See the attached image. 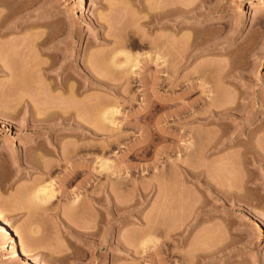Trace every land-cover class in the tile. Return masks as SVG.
<instances>
[{
    "label": "rangeland",
    "instance_id": "obj_1",
    "mask_svg": "<svg viewBox=\"0 0 264 264\" xmlns=\"http://www.w3.org/2000/svg\"><path fill=\"white\" fill-rule=\"evenodd\" d=\"M177 6L189 11H176ZM57 37L74 40L63 46L75 49L76 64L93 62L112 83V90L91 85L78 95L98 93L91 113L90 100L77 98L82 103L74 107V100L57 97L64 90H54V79L40 70L52 59L40 50L47 46L39 40ZM155 42L164 44V56L165 49L172 55L169 63L177 62V69L172 67L177 78L162 69L163 54ZM114 61L132 75L129 83L120 81ZM66 70L63 76L73 71ZM155 78L161 82L156 86ZM200 78L208 80L211 91L194 89L179 105L170 100L175 92L203 83ZM46 91L60 100H40ZM99 94L108 100H99ZM184 103L199 116L180 122L179 131H192L193 138L176 139L178 121L172 114ZM54 104L61 111L75 109L66 115L78 112L79 121L73 115L34 121L47 107L56 110ZM209 107L223 118L213 120L217 116L207 113ZM105 111H114L115 123L107 119L105 133H97L92 118ZM235 128L245 133L239 138L253 132V143L264 145V8L258 9L255 0H0V208L31 257L45 264H264V160L246 163L244 144L209 143L212 134ZM49 138L60 139L65 149L73 140L82 145L74 158L77 170L70 161L53 167L50 161L57 159L49 154L47 163L36 156L35 162H24L28 150L39 153ZM189 139L197 148L184 149ZM258 147L254 152L264 154ZM251 151L247 155H254ZM226 157L230 162L222 161ZM90 178L97 183L90 189L93 197L86 187ZM213 183L241 197L211 189ZM47 185L57 192L43 204L35 195ZM207 252L214 254L206 260L214 261L200 260ZM0 264H31L14 256L1 229Z\"/></svg>",
    "mask_w": 264,
    "mask_h": 264
},
{
    "label": "bare ground",
    "instance_id": "obj_2",
    "mask_svg": "<svg viewBox=\"0 0 264 264\" xmlns=\"http://www.w3.org/2000/svg\"><path fill=\"white\" fill-rule=\"evenodd\" d=\"M79 2H81L82 4H84L87 0H78ZM255 5H256V7L258 8V9H261V8H264V0H255ZM176 7V6H175ZM173 9H175V8H173ZM187 8H185L184 9V7L183 8H181V7H178L177 6V8H176V11H189V9L188 10H186ZM159 15V14H158ZM180 26V25H179ZM182 28V27H181ZM179 29H180V27H179ZM161 40V39H160ZM40 42H38L39 44L38 45H46L47 47L45 48V49H43V48H40V50L41 51H43V52H45V53H47L49 56H51V62L50 63H48L47 65H41L40 67H41V69H40V67H39V69L40 70H42L43 71V75H45L47 78H52V79H54V81H55V83H52V84H54L53 86H52V88L54 89V90H57V89H63L61 92L62 93H60L59 95L57 94V97L59 96L60 97V99L61 100H63V98H64V100H69V98H70V100H71V102H73V100L75 101V103L73 102V105H74V107L76 106L77 107V105H76V103L78 104L79 103V101H81V100H87L86 101V103L87 102H89L88 100H90V102L89 103H91V105H89L88 103H87V106H90V113L92 112V108L94 107L93 106V100H97L98 99V93L96 92L95 94L93 93V95L91 94V93H89V92H87L86 91V97H81V98H79L78 97V95L79 96H81V95H83L85 92V89H87V87L88 88H91L90 86L92 85V87L95 89V88H100V89H103L104 91H108V90H112V88L111 89H109L111 86H112V83L111 82H109V80H107L108 78H106V76L107 75H105L104 73L105 72H102V74L100 73L102 70H97V69H94V67L91 65V63H93V62H90V63H84L83 65H81L80 64V66L78 65V64H76V60H77V55H76V51H75V49L74 50H67L68 48H66L65 49V47H66V45H70V44H73L74 43V40H68V41H65L64 39H60V38H46V39H43V40H39ZM163 41V40H162ZM35 43H36V41H35ZM64 43L66 44V45H64ZM154 43V42H153ZM156 44L158 43V42H155ZM165 43V42H164ZM161 44H162V42H161ZM160 43H158L157 44V46H160V47H158L159 49L161 48L162 50L164 49V48H162V46L164 45H161ZM37 45V46H38ZM65 47H64V46ZM167 45V44H166ZM40 47V46H39ZM42 47V46H41ZM155 47H156V45H155ZM164 47V46H163ZM185 48V47H184ZM187 48V47H186ZM156 49H157V47H156ZM160 49V51H161V53H162V50ZM169 50H171L170 48H168ZM167 49V50H168ZM56 50V51H55ZM158 51V50H157ZM160 51H158L159 52V54H157V55H162V57H160L161 58V60H162V62L161 63H165V65H163L162 66V69L164 70V71H167L168 73H169V75L171 74V73H174L173 75H172V77L175 75V78H177V71L175 70V69H177V67L175 68V67H173V64H171V61L173 62V59L171 58L172 57V55H171V57L167 54V52H166V49H165V55L166 56H164V53H162V54H160ZM184 51V50H183ZM157 52V53H158ZM164 52V51H163ZM172 52V51H171ZM185 52V51H184ZM170 53V52H169ZM94 55V54H93ZM167 55H168V57H167ZM157 57H159V56H157ZM93 58V57H92ZM94 58H96V57H94ZM163 58V59H162ZM167 58L168 59H171V61H170V63L168 62V60H167ZM159 59V58H158ZM164 59H166V60H164ZM181 59V58H180ZM93 61V60H92ZM165 61V62H164ZM49 62V61H48ZM117 63L118 64V62L117 61H114V63ZM138 62V61H137ZM169 63V64H167V63ZM4 63V62H3ZM137 65H138V63H136ZM175 64H177V62L175 63ZM174 64V65H175ZM178 64H180V62L178 61ZM94 65V64H93ZM118 65H120L119 67H120V69H119V67H117L118 69H119V72H121L120 73V75L121 76H119L120 77V81L121 80H126L127 81V83H129V81H131L130 79L131 78H133V77H131L132 75H130V73H128V72H125L126 70L124 69V64L123 63H121V64H118ZM117 65V66H118ZM202 65V64H201ZM201 65L199 66L200 67V69H201ZM123 67V68H122ZM175 68V69H173V68ZM203 67V66H202ZM10 68V67H9ZM67 68H72L73 69V71H71V72H73V74L70 72V74H67L66 75V73H64V75L65 76H63V72H68L66 69ZM179 68V67H178ZM204 68V67H203ZM201 69L202 71L204 70V69ZM105 69V68H104ZM103 69V70H104ZM172 69H173V71H172ZM181 69V68H180ZM199 69V68H198ZM198 69H196L197 71H200V69L198 70ZM107 70V69H106ZM110 70V69H109ZM98 71V72H97ZM111 71V70H110ZM179 71V70H178ZM117 73H118V71H116ZM176 72V73H175ZM184 72V71H183ZM204 72V71H203ZM202 72V73H203ZM99 73V74H98ZM128 73V74H127ZM196 72L194 71V74H195ZM198 73V75L201 73H199V72H197ZM188 74H190V73H188ZM191 74H192V72H191ZM205 74V73H204ZM185 75V74H184ZM201 75H203V74H201ZM201 75H199L200 77H201ZM192 76V75H191ZM197 76V75H196ZM45 77V78H46ZM172 77H170L169 76V78L170 79H173ZM179 77V76H178ZM184 77V76H183ZM182 77V78H183ZM187 76H185V78H186ZM190 77V76H189ZM195 77V76H194ZM203 77V76H202ZM184 78V79H185ZM193 78V77H192ZM199 78V77H198ZM204 78H206L205 76H204ZM72 79L73 80H75V83L76 82H78V83H76V84H78V85H75V84H73V82H71L72 81ZM180 79V78H179ZM179 79H177V80H179ZM197 79V78H196ZM203 79V78H202ZM201 78H200V80H202ZM207 79V78H206ZM176 79L175 80H171L173 83H176L175 85H182V83H183V81L181 80V82L179 83V81H177ZM53 81V82H54ZM116 81H118V80H116ZM125 81V82H126ZM206 81V80H205ZM205 81L203 82V80H202V82L203 83H194V85H191L190 86V88L188 89V88H186L187 90H185V91H182V92H180V93H176L175 92V94H173V96H169L170 97V100H173L174 102H175V104L176 105H179V100H181V99H185V98H187L188 96H190V94L192 93V91H194V89H199L202 93H206L207 91H211V89L205 84ZM208 81V80H207ZM206 81V82H207ZM52 82V81H51ZM122 82V81H121ZM118 83V82H117ZM123 83V82H122ZM159 83H161L160 81H159V78L157 79V78H155L154 80H153V82H152V84L153 85H158ZM119 84H120V82H119ZM86 85V86H85ZM84 86V87H83ZM114 86V85H113ZM155 86L153 87V89H155ZM93 88H91V89H93ZM115 88V87H114ZM116 88H117V86H116ZM52 89V91L54 92V90ZM90 90V89H89ZM114 91V90H113ZM44 92V91H43ZM68 92V94L69 95H67L66 93ZM45 93H48L47 91L45 92ZM41 94V93H40ZM39 94V95H40ZM54 94V93H53ZM53 94H51L50 92L48 93V95H46L45 97H44V93H43V95L41 94V96H43V97H41L42 99H40V100H55V99H57V100H60L59 98H56V96H55V99L53 98L52 99V97H51V95H53ZM64 94V95H63ZM65 94L67 95L66 96V98L65 97H62V96H65ZM88 94H90V95H88ZM229 93H227V96L229 97V95H228ZM232 94V93H231ZM101 94H99V100L101 99H105V100H108V98H107V96L106 97H104L103 95V97H101L100 96ZM125 95H123V97H124ZM53 97H54V95H53ZM96 97H97V99H96ZM227 97V98H228ZM23 98V97H22ZM25 98V97H24ZM37 98V97H36ZM36 98H32V100L33 99H36ZM77 98H79V99H81V100H79V99H77ZM83 98V99H82ZM213 98V97H212ZM26 99V98H25ZM23 100V99H22ZM79 100V101H78ZM167 100H169V99H167ZM215 100V99H214ZM93 103H92V102ZM85 102V101H84ZM81 103H82V101H81ZM46 104V103H45ZM49 104L50 103H48L47 102V105L49 106ZM72 104V103H71ZM214 104V103H213ZM61 105V104H60ZM95 105V104H94ZM105 105V104H104ZM103 104H102V106H104ZM211 105V104H210ZM50 106H51V104H50ZM58 106H59V104H58ZM78 106H79V104H78ZM91 106H93V107H91ZM99 106H101V105H99ZM98 106V107H99ZM193 105L192 104H186V103H184L183 104V107H181V108H178V109H175V111L173 112L174 114H172V115H174V117L176 118V120L178 121V123L176 124V129L175 130H177V132L180 130V128H181V121L182 120H189V119H191V118H195L196 116H199V114L197 115L196 113H194V112H192V110H191V107H192ZM212 106V105H211ZM54 107H55V104H54ZM63 107V106H62ZM70 107H72L71 105H70ZM214 107H215V105H214ZM217 107V106H216ZM44 108V107H43ZM51 108V109H50ZM50 108H48L47 107V110H46V106H45V109L44 110H46V112L44 113V116L43 117H37L36 119H34V121L35 122H37V120H39V122L40 121H43V122H45V121H47L48 122V120L50 121V120H52L53 118H55L54 116H58V115H60V117H62V119H70L71 117H72V115H70L71 113H72V111H74V110H71V109H73V108H70V110L69 109H66V110H69V111H71L70 112V114H69V116L70 117H68L67 115H68V113H67V115H66V110H64L63 109V111L65 112V113H63V111H61V110H58V108L56 109V107H55V109L56 110H53L52 109V107H50ZM68 108V107H67ZM94 108H96V105H95V107ZM102 108V107H101ZM208 108V107H207ZM232 108V107H231ZM49 109V110H48ZM77 109V108H76ZM89 109V108H88ZM232 109H234V108H232ZM108 110V109H107ZM207 110V109H206ZM77 112V111H76ZM106 112V111H105ZM103 112L102 114H100V116L98 115L96 118L98 119H100L102 116H104L105 115V117H102L101 119H100V122L97 120V119H93L92 118V123L93 124H95V125H93V129L94 128H96V129H94V131L95 132H104L105 133V131H106V129L105 128H103V126L105 127V125H106V128H107V119H110V120H112L111 122H113L114 120L112 119L113 117H114V111H113V113H112V111L110 112V111H108V112ZM221 111L220 110H218V109H216V108H213V107H209V109L207 110V113L209 114V115H211V116H217L216 118L214 117V119L213 120H220L221 118H223V116H219V113H220ZM3 113V112H2ZM78 113V112H77ZM76 113V114H77ZM90 113H89V115H90ZM110 113H112L113 114V116H112V114H110ZM76 114H74L73 115V117H72V119H76V120H78V117L76 116L75 117V115ZM205 113H203V115H204ZM89 115H87L88 117H87V120L84 118V120H86L87 122H88V126L87 127H89V129H90V126H91V122L90 121H88V120H90L91 118L89 117ZM202 115V117H204ZM230 115H232V114H230ZM233 116V115H232ZM234 117V116H233ZM95 118V117H94ZM193 118V119H194ZM237 119V118H236ZM76 120H74L75 122H76ZM93 120H94V122H93ZM95 120H97L96 122L97 123H95ZM105 120H106V123H105ZM79 121V120H78ZM81 121V120H80ZM109 121V120H108ZM85 122V121H84ZM78 123V122H77ZM83 123V122H82ZM89 123H91V124H89ZM113 123H115V121L113 122ZM64 124V123H63ZM42 126H43V124H41ZM66 125V124H65ZM87 125V124H86ZM85 125V126H86ZM90 125V126H89ZM7 126V125H6ZM40 126V125H39ZM95 126V127H94ZM44 127H46V125L44 124V126H43V128ZM234 127H236L235 125H234ZM240 128V127H239ZM238 128V129H239ZM72 129V128H71ZM103 129V130H102ZM105 129V130H104ZM237 128H235L233 131L231 130H229V132L226 130V132H221L220 134L218 133V134H212L211 135V141L209 142L210 143V147L211 146H215L216 147V145L218 146L219 144L221 145V144H223L222 146H221V148H224L225 146V148H227V146H232V144L234 145H236V143H238V144H244L245 145V147H246V152L244 153V157H245V159H246V163H248V164H254V163H256V162H258L260 159H263L264 160V154L263 153H257V152H254V150L253 149H255V147H256V149L258 150V146H262V148H264V145H263V143H256L255 144V142L253 143V141H252V138H253V136H255V133H250L248 136H247V134H246V136H247V138L245 137V138H239V136L241 135V134H243L244 133V131H243V129H237ZM40 130V129H39ZM91 130V129H90ZM35 132V131H34ZM36 132H37V130H36ZM176 131H174V134H175V136L173 135V137H175L176 139H182V138H184L185 136H189L190 138L192 137V135H190L191 133H192V131H190V132H182L181 133V131H179L178 133H175ZM264 132V131H263ZM93 133V132H92ZM156 133V132H155ZM173 133V132H172ZM214 133V132H213ZM94 134V133H93ZM160 134V133H159ZM245 134V133H244ZM264 134V133H263ZM163 135V134H162ZM194 135V134H193ZM244 136V135H243ZM162 137V136H161ZM188 137V138H189ZM263 137H264V135H263ZM263 137H262V139H263ZM193 138V137H192ZM194 138H195V136H194ZM258 138V137H257ZM36 138H34V135H33V137L31 138V140H35ZM50 139V138H49ZM48 139V140H49ZM51 140V139H50ZM56 140V139H55ZM59 140V143L61 144V142H60V139H58ZM58 140H56V142L55 141H50L49 143H48V141H47V143H46V141L44 142V143H42V144H40L39 145V147L38 148H40L39 150H40V152L38 153V152H36L34 149L33 150H28L27 152H26V154H25V156H23L22 157V159L24 160V162L25 163H31L32 161H34L35 159H36V157H37V159L38 160H44V158L49 154V155H53L55 158V160L57 159V161H55V163L54 162H51L50 161V163L51 164H53L52 166L54 167V164H55V166L57 167V165H59V164H61L60 162H62V164H65L66 162L65 161H67V162H69L70 161V164H71V166L75 163V164H77L75 161H76V159H75V161H74V158L76 157V155L77 154H79V152L81 151V147H82V145H81V147L76 143V141H74L73 140V143H71V145L69 146L68 145V147L65 149V147H64V145H63V147H62V145H60L57 141ZM190 140V139H189ZM193 140V139H192ZM192 140H190V141H188L183 147H184V149H187V150H189V149H194V148H197V145H196V143L194 142V141H192ZM257 140V139H256ZM264 140V139H263ZM263 140H262V142H263ZM257 141H260V139H258ZM197 142V141H196ZM237 144V145H238ZM260 144V145H259ZM262 144V145H261ZM38 145V144H37ZM87 145H89V143L88 144H86V146ZM258 145V146H257ZM85 146V145H84ZM92 146V145H91ZM179 147H181V146H179ZM208 147H209V145H208ZM258 147V148H257ZM36 148V147H35ZM83 148H85V147H83ZM93 148V147H92ZM199 148V147H198ZM229 148V147H228ZM86 149L88 150V151H90V150H92L91 149V147H89V146H87L86 147ZM251 149H252V151H253V153H254V155L252 154L251 156L250 155H247V152H249V151H251ZM62 150V151H61ZM257 150H255V151H257ZM65 151V152H64ZM86 151V150H85ZM84 151V152H85ZM87 151V152H88ZM251 151V152H252ZM249 154V153H248ZM9 156H11V158H13V160L12 161H14V160H16V162H18L19 160L17 159V155H15V154H11V155H9ZM36 156V157H35ZM77 156H79V155H77ZM87 156H88V154H87ZM35 159H34V158ZM89 158V157H88ZM32 159H34V160H32ZM36 159V160H37ZM90 159V158H89ZM230 160L231 159H229L228 157H226L224 160H222V161H227V162H230ZM40 161V162H41ZM45 161V160H44ZM44 161H42L41 163H43ZM52 161H54L53 159H52ZM64 161V162H63ZM92 161V160H91ZM35 162V161H34ZM39 162V161H38ZM46 162V161H45ZM73 162V163H72ZM47 163V162H46ZM91 163V165H92V162H90ZM89 163V160H88V163L87 164H90ZM67 164H69V163H67ZM69 164V165H70ZM247 164V167H249V165ZM47 165V164H46ZM89 166V165H86V162H85V166H88V168L90 167H92V166ZM106 165V168L109 166L107 163L105 164ZM52 166H50L49 165V167H52ZM73 167H75V165H73ZM73 167L71 168V171H69V172H71V173H69V174H66L67 175V178L69 177L70 178V174L72 175L73 174V172H72V170L74 171L77 167H75V169H73ZM110 167V166H109ZM108 167V168H109ZM47 168H48V166H47ZM52 169V168H51ZM46 170V169H45ZM77 170V169H76ZM88 170H90V169H88ZM46 172H48V171H46ZM93 172V171H92ZM91 172V173H92ZM93 174H94V172H93ZM66 175H65V177H66ZM92 174H90L89 173V176H88V178L91 176ZM74 176V175H73ZM72 177V176H71ZM93 177V176H92ZM75 178V177H74ZM92 178H90L88 181H87V183H86V187H87V190H90V189H92V187L94 186V184H95V182L93 183V180H91ZM95 179V178H94ZM64 180V178L62 179V181ZM67 179L65 178V180L64 181H66ZM72 180V179H71ZM61 181V180H60ZM70 181V180H69ZM73 181V180H72ZM86 182V181H85ZM107 182V181H106ZM63 183V182H62ZM62 183H60V184H62ZM65 183H67V182H64V184ZM69 183H71V182H69ZM68 184V183H67ZM97 184V183H96ZM95 184V185H96ZM99 184V183H98ZM103 184H105V183H103ZM112 184V183H111ZM63 185V184H62ZM66 185V184H65ZM118 185H120V184H118ZM127 185V184H126ZM126 185H125V187H126ZM213 185H214V183H213ZM98 186V185H97ZM101 186H103L102 184H101ZM124 186V185H123ZM122 186V187H123ZM132 186H134V185H132ZM64 187H66V186H64ZM112 187V186H111ZM121 187V188H122ZM95 188V187H94ZM98 188V187H97ZM101 188V187H100ZM102 188H104V187H102ZM114 188V187H113ZM134 189L136 188V187H133ZM112 189V188H111ZM115 189V188H114ZM211 189H214V190H218V191H222V193L224 194V195H232V197H234V196H237V197H239L240 196V193H238V191H230L229 189H225V188H221V187H219V185H218V187H217V185H214V186H212V188ZM231 189V188H230ZM55 190H56V188L52 185V186H46V187H42V188H40V189H38V191H37V193H36V199H38L39 201H41V202H43V204H44V202L45 203H47V201L48 200H50L51 198H53L54 197V195H55V193L57 192H55ZM93 190V189H92ZM96 190V189H95ZM104 190H105V188H104ZM136 190V189H135ZM231 190H233V189H231ZM103 191V190H102ZM106 191H108L107 189H106ZM112 192H113V189H112ZM97 194V193H96ZM87 195H88V193H87ZM92 196L93 197V191H91L90 190V192H89V196ZM90 196V197H91ZM95 196V195H94ZM108 196V195H107ZM107 196L105 195H103V197H106V199H107ZM222 196V195H221ZM220 196V197H221ZM102 197V196H101ZM117 197V196H116ZM241 197V196H240ZM109 199L108 200H110V202H111V197H108ZM111 198V199H110ZM114 198V197H113ZM102 199H104V198H102ZM105 199V200H106ZM216 199V198H215ZM218 199V198H217ZM99 200V199H98ZM96 201V200H95ZM107 202V201H106ZM118 202V201H117ZM116 202V203H117ZM96 204V203H95ZM119 206V205H118ZM166 206V205H165ZM117 207V206H116ZM4 208V207H3ZM1 209V208H0ZM0 229L5 233V237H6V246L8 247V249H10L12 252H13V254H14V256H16V257H23V258H25L26 260H28L31 264H45L42 260H40V259H38V258H35V257H31L29 254H28V252H27V250H25V249H23L22 248V246H21V243L19 242L18 243V235H19V231H18V229H16L15 228V226L13 227L12 225H11V223H10V221L7 219V217H6V215H5V212H4V209L2 210H0ZM35 230V229H34ZM32 231V235H36L37 234V230L36 231ZM29 234V233H28ZM25 234H23V236H24ZM30 235V234H29ZM28 235V236H29ZM28 236H24L26 239L28 238L29 239V237ZM30 238H32V236L30 237ZM25 241V240H24ZM27 242V241H26ZM26 242H24V243H26ZM28 242H29V240H28ZM25 246V248L27 249L28 248V246H31V244L29 245V244H26V245H24ZM32 247V246H31ZM30 248V247H29ZM220 250V249H219ZM218 250V251H219ZM209 252H207V254L206 253H202L201 255H200V260H205V261H207L206 260V258L208 257V256H210V255H212V254H214V252L212 253H210V254H208ZM216 253V252H215ZM210 258H212V256L210 257ZM215 258V257H214ZM209 261H214V260H209ZM209 261H207V262H209ZM106 264H111L110 263V261H107L106 262Z\"/></svg>",
    "mask_w": 264,
    "mask_h": 264
}]
</instances>
